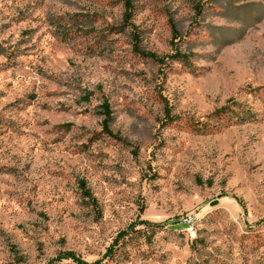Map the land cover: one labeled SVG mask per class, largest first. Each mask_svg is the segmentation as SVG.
Instances as JSON below:
<instances>
[{
    "label": "rangeland",
    "instance_id": "obj_1",
    "mask_svg": "<svg viewBox=\"0 0 264 264\" xmlns=\"http://www.w3.org/2000/svg\"><path fill=\"white\" fill-rule=\"evenodd\" d=\"M132 2L0 0V264H264V0Z\"/></svg>",
    "mask_w": 264,
    "mask_h": 264
},
{
    "label": "trees",
    "instance_id": "obj_2",
    "mask_svg": "<svg viewBox=\"0 0 264 264\" xmlns=\"http://www.w3.org/2000/svg\"><path fill=\"white\" fill-rule=\"evenodd\" d=\"M123 4H124V8H125V13H124V20L123 22L125 23V26H129L132 29L134 28V25L131 24V19H132V11H133V2L132 0H122ZM135 37V36H134ZM136 39V38H135ZM134 51L137 52L138 54L145 56V57H149L151 59H153L154 61H157L159 63H164L166 61V58H170L171 60L174 61H179L181 63L187 64L188 62V56L186 54H182L181 52H175V54L171 55V56H165V57H158L155 54H150V53H143L140 49H138V47L134 48ZM230 103H234L233 101H231ZM233 106H238V104H231ZM103 112L101 113L105 118L103 120V130L102 132L112 136V130L110 128V123L112 121V116H111V111H110V105L106 102L103 106H102ZM210 118H215L217 119L220 123L226 118V119H235V121L237 122H245L246 120H248V118L250 117V112L249 109H241L240 112H236V110H234L230 104H228L227 106L222 107L221 109L217 110L216 112H214L212 115L209 116ZM173 119H171L172 121ZM88 197H90V195L88 194ZM138 225H146L148 227H161L162 224H156V223H151L148 221H144L142 220L141 222H139ZM135 224L130 226L129 228H127L126 230L122 231L119 233V235L117 236V238L115 239V241L113 242V244L110 246V248L107 250L106 256H111L114 253V249L115 247L118 245L119 241L121 239H124L126 236H128L130 234V232H136V231H141V230H135ZM59 259H70L72 261H74L77 264H99V262H95V263H89L86 262L84 260H82L81 258L77 257L75 254L71 253V252H67L65 254H61L58 257Z\"/></svg>",
    "mask_w": 264,
    "mask_h": 264
},
{
    "label": "built area",
    "instance_id": "obj_3",
    "mask_svg": "<svg viewBox=\"0 0 264 264\" xmlns=\"http://www.w3.org/2000/svg\"><path fill=\"white\" fill-rule=\"evenodd\" d=\"M188 222H189V221H188ZM189 224H190V222H189ZM189 231L192 232V231H193V227H190V228H189Z\"/></svg>",
    "mask_w": 264,
    "mask_h": 264
}]
</instances>
